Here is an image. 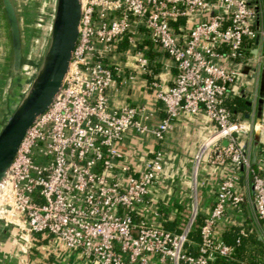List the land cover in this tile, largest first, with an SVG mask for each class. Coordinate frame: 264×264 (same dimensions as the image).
<instances>
[{
  "label": "built area",
  "instance_id": "1",
  "mask_svg": "<svg viewBox=\"0 0 264 264\" xmlns=\"http://www.w3.org/2000/svg\"><path fill=\"white\" fill-rule=\"evenodd\" d=\"M257 3L82 0L64 86L18 150L0 223L50 236L92 264H264V251L253 260L237 252L249 232L264 242V167L243 143L264 124L228 106L232 63L264 37ZM159 60L170 61L169 82L155 72ZM144 80L161 118L128 93ZM184 114H205L216 129L191 161L189 200L174 204L163 143ZM132 138L153 143L140 166L127 160ZM209 169L220 175L202 205L199 177Z\"/></svg>",
  "mask_w": 264,
  "mask_h": 264
},
{
  "label": "crops",
  "instance_id": "2",
  "mask_svg": "<svg viewBox=\"0 0 264 264\" xmlns=\"http://www.w3.org/2000/svg\"><path fill=\"white\" fill-rule=\"evenodd\" d=\"M259 9L258 24L264 29V0H258ZM48 32L49 29H46ZM249 57L246 60H238L232 63L237 72L236 83L231 86V99L245 98L248 108L236 114L254 124H264V89L262 87V73L264 71V37L258 45L248 44ZM258 48V55L251 53L252 48ZM169 60H159L154 65L159 77L169 82L173 69L167 67ZM145 80L134 85L128 93L131 99L143 102L147 108L154 112L156 118L164 115L161 105L155 103L151 95L145 90ZM248 116V117H246ZM260 118V121L258 119ZM216 127L205 114H184L175 124V128L167 135L163 146L167 151V163L165 170L174 181L172 199L174 204H180L189 200V190H183L189 186L191 161L200 143L209 137ZM257 130V129H255ZM249 141L243 140L253 154L254 133ZM259 130V129H258ZM151 139L132 138L125 144L127 160L140 166L145 157L152 155ZM264 167V129L260 130L258 157L255 162ZM208 171V172H207ZM205 170L200 175L198 184L199 201L202 205L212 201L220 171L210 172ZM182 189V190H181ZM248 192L251 195L250 183ZM249 212H253V205L249 202ZM0 264H92L77 250H67L50 236L30 234L20 226L0 223Z\"/></svg>",
  "mask_w": 264,
  "mask_h": 264
},
{
  "label": "water",
  "instance_id": "3",
  "mask_svg": "<svg viewBox=\"0 0 264 264\" xmlns=\"http://www.w3.org/2000/svg\"><path fill=\"white\" fill-rule=\"evenodd\" d=\"M4 9L11 38V73H20L24 59V39L21 20L15 0H0ZM82 15V0H56L50 36L39 67L35 72L28 92L14 108L0 129V203L5 190L10 168L18 150L39 117L52 105L64 86L65 79L79 38ZM259 15L256 19V28ZM258 35L252 44L258 45ZM258 55V48L251 50ZM264 60V52H263ZM264 89V71L262 73ZM248 117V116H246ZM260 121V118L258 119ZM260 130H255L253 143V162H256L259 149ZM226 143V142H225ZM6 205L0 204V210Z\"/></svg>",
  "mask_w": 264,
  "mask_h": 264
},
{
  "label": "rangeland",
  "instance_id": "4",
  "mask_svg": "<svg viewBox=\"0 0 264 264\" xmlns=\"http://www.w3.org/2000/svg\"><path fill=\"white\" fill-rule=\"evenodd\" d=\"M15 1L23 31L24 59L20 73L14 76L11 73L10 32L0 1V129L25 97L41 63L52 28L54 2L56 3V0ZM8 194L5 190L2 192L0 204L8 203ZM7 215L4 210H0V218Z\"/></svg>",
  "mask_w": 264,
  "mask_h": 264
},
{
  "label": "trees",
  "instance_id": "5",
  "mask_svg": "<svg viewBox=\"0 0 264 264\" xmlns=\"http://www.w3.org/2000/svg\"><path fill=\"white\" fill-rule=\"evenodd\" d=\"M246 53L249 55L250 50L247 49ZM228 106L235 114L236 112H242L248 108L245 98L229 100ZM234 232L236 233V229L228 233L227 240L229 242H234L236 235ZM260 251H264V242L262 239L258 238L255 232H249V234L243 238L241 246L237 249L239 257L249 260H253Z\"/></svg>",
  "mask_w": 264,
  "mask_h": 264
},
{
  "label": "bare ground",
  "instance_id": "6",
  "mask_svg": "<svg viewBox=\"0 0 264 264\" xmlns=\"http://www.w3.org/2000/svg\"><path fill=\"white\" fill-rule=\"evenodd\" d=\"M55 5H56V3L54 2V11H55ZM54 11H53V13H54ZM52 21V20H51ZM50 26H51V23H50ZM49 29H50V27H49Z\"/></svg>",
  "mask_w": 264,
  "mask_h": 264
}]
</instances>
